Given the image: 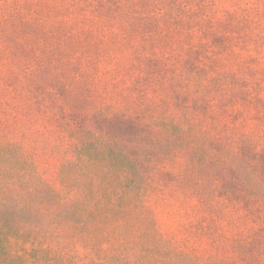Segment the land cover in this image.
<instances>
[{
	"label": "rangeland",
	"instance_id": "1",
	"mask_svg": "<svg viewBox=\"0 0 264 264\" xmlns=\"http://www.w3.org/2000/svg\"><path fill=\"white\" fill-rule=\"evenodd\" d=\"M74 112L186 117L211 137L244 134L264 172V0H0V130L25 135L50 183ZM214 175L213 163L179 155L147 206L157 230L202 263L245 264L220 246L238 230L216 218ZM40 237L1 218L0 264H115L109 243L99 256L78 243L54 254Z\"/></svg>",
	"mask_w": 264,
	"mask_h": 264
},
{
	"label": "trees",
	"instance_id": "2",
	"mask_svg": "<svg viewBox=\"0 0 264 264\" xmlns=\"http://www.w3.org/2000/svg\"><path fill=\"white\" fill-rule=\"evenodd\" d=\"M127 112L92 119L74 112L69 143L56 149L64 162L54 183L38 173L25 135L0 130V219L37 229L54 254L78 243L99 256L109 243L115 264H225L202 263L194 250L162 235L147 206L160 187L157 175L182 155L213 163V211L238 230L230 239L220 236L222 249L245 264H264V172L249 159V139L215 131L211 137L186 117ZM249 220L259 226L240 230L237 224Z\"/></svg>",
	"mask_w": 264,
	"mask_h": 264
}]
</instances>
